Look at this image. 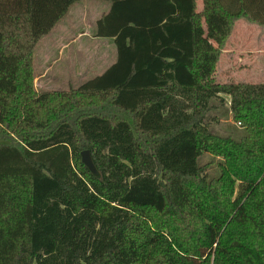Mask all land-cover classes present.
I'll list each match as a JSON object with an SVG mask.
<instances>
[{"label": "trees", "instance_id": "trees-1", "mask_svg": "<svg viewBox=\"0 0 264 264\" xmlns=\"http://www.w3.org/2000/svg\"><path fill=\"white\" fill-rule=\"evenodd\" d=\"M77 1L0 0V264H264V84L213 79L264 0H104L116 62L38 92L36 46ZM225 95L239 139L211 130Z\"/></svg>", "mask_w": 264, "mask_h": 264}, {"label": "rangeland", "instance_id": "rangeland-1", "mask_svg": "<svg viewBox=\"0 0 264 264\" xmlns=\"http://www.w3.org/2000/svg\"><path fill=\"white\" fill-rule=\"evenodd\" d=\"M198 10L202 9L201 0ZM111 4L104 0H79L52 31L41 38L34 55V73L38 92L67 91L102 75L117 60V50L111 39L95 37L96 23L109 12ZM86 32V37L72 45L74 37ZM213 79L218 84H264V26L246 19L238 20L221 51ZM211 130L218 135L239 139L243 131L232 120L231 99L221 96L212 102ZM236 129V130H235ZM205 154L200 166L208 176L218 174V164Z\"/></svg>", "mask_w": 264, "mask_h": 264}, {"label": "water", "instance_id": "water-1", "mask_svg": "<svg viewBox=\"0 0 264 264\" xmlns=\"http://www.w3.org/2000/svg\"><path fill=\"white\" fill-rule=\"evenodd\" d=\"M81 157H82V163L87 167V169L92 173V175L97 178H100L101 174L94 164L90 151L89 150L83 151L81 153Z\"/></svg>", "mask_w": 264, "mask_h": 264}, {"label": "crops", "instance_id": "crops-1", "mask_svg": "<svg viewBox=\"0 0 264 264\" xmlns=\"http://www.w3.org/2000/svg\"><path fill=\"white\" fill-rule=\"evenodd\" d=\"M106 2H108V1H106ZM108 3H110V2H108ZM199 3V2H198ZM107 14V13H106ZM104 16V15H103ZM86 36H88V35H86V32H80L79 34H77L75 37H74V39H73V41H72V43L71 44H69L68 43V45H72L73 43H75L76 41H78V39H80V38H82V37H86ZM100 39V38H99ZM102 39V38H101ZM113 42H114V40L113 39H111ZM115 63V62H114ZM108 69V68H107ZM36 77V76H35ZM37 78V77H36ZM35 78V79H36ZM35 82H36V80H35ZM35 85H36V83H35Z\"/></svg>", "mask_w": 264, "mask_h": 264}, {"label": "built area", "instance_id": "built-area-1", "mask_svg": "<svg viewBox=\"0 0 264 264\" xmlns=\"http://www.w3.org/2000/svg\"><path fill=\"white\" fill-rule=\"evenodd\" d=\"M239 125H240V123H239Z\"/></svg>", "mask_w": 264, "mask_h": 264}]
</instances>
